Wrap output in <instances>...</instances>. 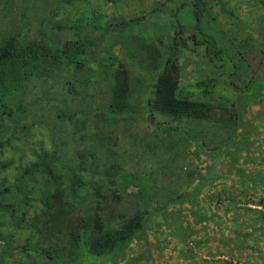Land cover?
I'll return each mask as SVG.
<instances>
[{"label":"trees","instance_id":"obj_1","mask_svg":"<svg viewBox=\"0 0 264 264\" xmlns=\"http://www.w3.org/2000/svg\"><path fill=\"white\" fill-rule=\"evenodd\" d=\"M263 101L264 0H0V264H120L149 231L176 254L221 228L212 204L256 245ZM40 130L50 150L10 181L5 153Z\"/></svg>","mask_w":264,"mask_h":264},{"label":"rangeland","instance_id":"obj_2","mask_svg":"<svg viewBox=\"0 0 264 264\" xmlns=\"http://www.w3.org/2000/svg\"><path fill=\"white\" fill-rule=\"evenodd\" d=\"M257 36H259L258 32H255ZM260 37V36H259ZM187 56L193 55L191 52L186 51ZM231 72V71H229ZM186 84H191L193 81L195 82V78L198 79V77L189 69L187 71V74L184 76ZM264 107V101L258 106L259 108ZM150 117H148L149 119ZM147 119V118H146ZM46 131L42 132L35 131L34 138L30 140L28 145L23 148L22 151L18 153H11L7 152L5 153V157L2 159L4 162H11L13 164L12 168L8 171L7 175L10 177V181L13 180L15 174H17V171L20 167L28 166L31 162L35 161L34 156L32 155V151L36 149V144L43 143V145L46 147L47 150H50L49 145V137L48 134L45 133ZM44 133V134H43ZM255 146L253 148L257 147L259 143L261 142L262 138L255 137ZM263 141V140H262ZM250 148L252 146L250 145ZM264 149V147H263ZM256 150H254V154L251 155V158L248 160V164L244 169H246L248 172L254 170V166H256L258 169L263 170L264 167L257 166L258 160L256 159L257 153ZM158 158V157H156ZM244 162V158H241L240 165ZM226 165V162H223ZM264 171V170H263ZM231 176L235 177L236 175L233 174L232 171L229 173ZM170 175V174H168ZM169 177L166 178L169 179ZM171 180H175V176H171ZM166 184L169 183V180L165 181ZM230 184V183H229ZM224 188V185L219 186V184H210L205 189L204 192L207 194L217 195V192L222 190ZM216 203V200L214 201ZM217 205V204H216ZM214 207V211H216L215 222H217V225L220 226L218 230L215 228H212L210 231L211 239L205 240L204 242H201L203 240V237L206 233V225H203L202 228L195 226L194 229L192 228L190 232V238L191 242L187 247H181L177 245V243H171V245H175L177 248H179V252L176 254L170 253L168 250H162L161 246L158 244L156 245L154 243V239H152V234L149 231V235L146 238L145 241L137 242L135 243L126 254V259L124 262H121L120 264H205V261H213V264H222L219 261L221 259L222 261L229 262L232 264H244V258L243 256H250V254L253 255V259L250 260V264H264V258L260 260V257L258 256L263 255L264 256V240H261L260 237H257V243L256 245H248L241 243V240L238 238L234 239L232 236H229L227 234L229 227L236 230V229H244L240 228L242 224H246L245 220L250 221L249 219H244L241 221H233V218H231V214L229 212H226V209L218 211L215 209L214 204H212ZM189 207L182 206L181 209L188 210ZM172 210V209H171ZM175 212H177V208H173ZM188 215V213H187ZM182 219L186 218V214L181 216ZM174 224L175 221H172ZM164 222L161 223L159 220L155 221V226L160 227L157 230V235L160 237L163 241L170 242L169 241V231L168 225L164 226ZM263 225L264 220L259 219L258 225ZM188 226V222H184L183 227L186 228ZM254 228H252L253 230ZM177 230L179 233L182 232V228L178 227ZM172 231V229H171ZM188 237V235H187ZM199 241L202 244L198 245L197 243H194V241ZM204 243V245H203ZM197 244V245H196ZM249 247L247 249L246 247ZM252 250H255L254 252ZM222 252L223 254H221ZM233 252V254H232Z\"/></svg>","mask_w":264,"mask_h":264},{"label":"water","instance_id":"obj_3","mask_svg":"<svg viewBox=\"0 0 264 264\" xmlns=\"http://www.w3.org/2000/svg\"><path fill=\"white\" fill-rule=\"evenodd\" d=\"M149 121H150L151 124H153V119H152V117L149 118Z\"/></svg>","mask_w":264,"mask_h":264}]
</instances>
